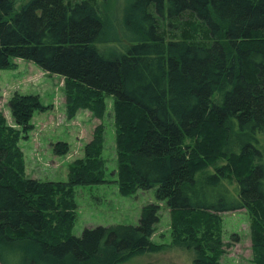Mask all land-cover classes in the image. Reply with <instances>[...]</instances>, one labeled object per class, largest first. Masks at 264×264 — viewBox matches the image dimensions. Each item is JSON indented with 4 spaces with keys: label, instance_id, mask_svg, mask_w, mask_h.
<instances>
[{
    "label": "trees",
    "instance_id": "obj_1",
    "mask_svg": "<svg viewBox=\"0 0 264 264\" xmlns=\"http://www.w3.org/2000/svg\"><path fill=\"white\" fill-rule=\"evenodd\" d=\"M108 1L31 0L14 13V0H0V70L22 59L61 75L70 120L82 110L103 119L112 96L120 193L155 188L173 246L194 264H222L221 215L246 210L253 261L264 264V0H131L127 44L101 49ZM9 107L16 126L0 111V263L124 264L162 249L152 241L157 204L136 226L73 234L75 188L110 183L103 124L67 182L42 181L27 176L20 141L51 107L20 93Z\"/></svg>",
    "mask_w": 264,
    "mask_h": 264
},
{
    "label": "rangeland",
    "instance_id": "obj_2",
    "mask_svg": "<svg viewBox=\"0 0 264 264\" xmlns=\"http://www.w3.org/2000/svg\"><path fill=\"white\" fill-rule=\"evenodd\" d=\"M31 0H14V13ZM131 0H109L104 9L107 14L106 35L108 42L98 44L101 49H121L127 44L125 11ZM17 69L0 70V111L9 125L16 126L9 104L16 93L40 97L51 110L36 113L32 120L33 130L20 141L24 152L26 174L29 178L51 182H67L70 166L84 156L85 146L92 140L95 128L106 127L103 159L110 183L94 186H77L76 221L73 234L80 237L85 229L99 226L139 224L142 210L150 204L160 206V222L152 241L162 249L154 253L138 255L124 264H194L192 252L173 246L171 211L166 201H159L156 189L139 190L129 196L120 193L117 180L118 154L114 123V98L107 97V114L96 118L90 111L82 110L70 120L66 112L65 82L61 75L50 74L37 64L16 59ZM68 145V153L58 155L55 145ZM264 149V135L259 139ZM222 217V238L229 244L228 252L221 258L222 264H255L253 261L251 226L253 219L246 210L227 212ZM2 264V263H0Z\"/></svg>",
    "mask_w": 264,
    "mask_h": 264
}]
</instances>
